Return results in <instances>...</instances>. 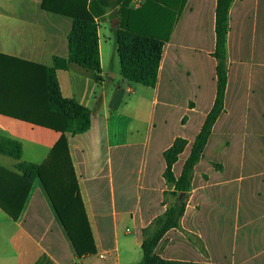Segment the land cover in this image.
I'll return each instance as SVG.
<instances>
[{"label":"crops","instance_id":"0c3cea01","mask_svg":"<svg viewBox=\"0 0 264 264\" xmlns=\"http://www.w3.org/2000/svg\"><path fill=\"white\" fill-rule=\"evenodd\" d=\"M98 1L88 8L98 25L100 80L76 64L56 72L62 96L93 111L91 128L68 144L97 253L77 255L36 179L17 221L0 208V264H133L122 260L121 226L130 219L136 229L125 251L142 248L143 231L171 203L163 153L177 138L188 141L173 166L179 178L215 103L217 0H165L172 8L111 0V9ZM42 2L0 0V55L48 68L55 57L68 58L73 21ZM121 26L162 38L154 88L123 78L115 44ZM227 54L225 109L195 167L180 226L157 248L168 261L264 264V0H234ZM21 73L22 81L31 75ZM13 107L21 105L4 108ZM0 137L22 144V162L40 165L61 133L0 114ZM18 163L0 154L2 168L16 171Z\"/></svg>","mask_w":264,"mask_h":264},{"label":"trees","instance_id":"16d2710c","mask_svg":"<svg viewBox=\"0 0 264 264\" xmlns=\"http://www.w3.org/2000/svg\"><path fill=\"white\" fill-rule=\"evenodd\" d=\"M186 0H182V5ZM234 0H217L216 47L212 57L216 60L217 93L215 103L208 113L200 132L192 144L182 173L176 178L173 166L184 152L188 141L177 138L163 153L167 168L163 177L172 191L165 193L177 200L170 205L164 216L146 228L142 242L140 264H193L168 261L159 257L156 250L163 237L180 226L186 210L189 192L192 189L194 170L200 162L214 125L225 109L228 84L227 36L229 12ZM172 8L165 0H147ZM105 9L112 8L111 0L97 3ZM163 4V5H162ZM42 9L68 17L73 21L69 34L68 58L55 57L53 66L43 67L0 55V114L25 120L37 126L61 133L49 157L40 165L25 163L22 144L19 141L0 137V154L19 161L16 171L0 167V208L17 221L26 205L34 180L43 185L53 208L62 223L79 257L96 254V246L85 207L79 190L78 180L69 152V137L87 132L92 125L93 111L62 96L56 78L57 70H66L71 64L94 73L100 80V50L98 25L95 13L88 8V0H43ZM127 13H131L128 10ZM115 44L120 58L123 78L131 83L154 88L158 80L163 41L162 38L135 31L130 26H121L115 31ZM30 69L31 75L22 81V70ZM22 98L24 107H22ZM21 108L5 109V105ZM13 112V113H9ZM220 168V166L215 165ZM185 193L179 205V197Z\"/></svg>","mask_w":264,"mask_h":264},{"label":"rangeland","instance_id":"374dc122","mask_svg":"<svg viewBox=\"0 0 264 264\" xmlns=\"http://www.w3.org/2000/svg\"><path fill=\"white\" fill-rule=\"evenodd\" d=\"M197 127H198V124L192 125V130L191 131L194 132ZM210 155H211V151L208 150L207 153H206L202 168H206L207 167V160L210 158ZM4 159H6V158H4ZM9 161H12V160H9ZM168 200H169V198H168ZM176 200L177 199L175 197H173V196L170 197V201H171L170 205H173ZM121 234H122V248H123L122 249L123 250L122 251V260L123 261L131 260V262L133 264H140L141 261H142V248H141V246L140 247L133 246L134 250L131 251V252L125 251V244L124 243L128 242L130 239L134 240V238H135L136 229H135V226H134V222H131V220L128 219L121 226ZM162 250H163L162 246L159 248L158 251L156 250L157 255L159 257H161V258H162V256H161Z\"/></svg>","mask_w":264,"mask_h":264},{"label":"water","instance_id":"95a60500","mask_svg":"<svg viewBox=\"0 0 264 264\" xmlns=\"http://www.w3.org/2000/svg\"><path fill=\"white\" fill-rule=\"evenodd\" d=\"M184 196H185V193H183L182 195H180V197H179V205H181L182 204V202H183V199H184Z\"/></svg>","mask_w":264,"mask_h":264},{"label":"built area","instance_id":"2783aa9c","mask_svg":"<svg viewBox=\"0 0 264 264\" xmlns=\"http://www.w3.org/2000/svg\"><path fill=\"white\" fill-rule=\"evenodd\" d=\"M105 258V257H104Z\"/></svg>","mask_w":264,"mask_h":264}]
</instances>
